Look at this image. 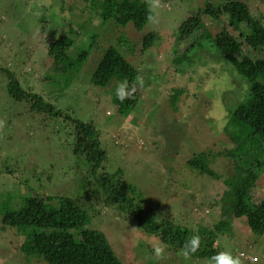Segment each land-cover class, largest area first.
I'll list each match as a JSON object with an SVG mask.
<instances>
[{
    "label": "rangeland",
    "instance_id": "1",
    "mask_svg": "<svg viewBox=\"0 0 264 264\" xmlns=\"http://www.w3.org/2000/svg\"><path fill=\"white\" fill-rule=\"evenodd\" d=\"M107 1L0 0V130L8 124L7 133L17 137L0 154V199L5 200L13 187L22 196H67L90 205L79 183L85 176L84 157L74 159L72 126L63 118L32 115L27 105L9 99L2 91L8 83L2 70H7L24 90L53 98L56 109L97 131L103 166L135 190L130 196L136 203L156 208L153 212L159 219L185 226L190 237L212 241L220 253L230 252L240 264H264V234H254L247 224L264 200V168L245 205L235 213L223 211L228 190L222 182L233 173V162L220 153L233 146L225 131L229 112L247 99L249 86L220 53L223 38L216 43V37L226 33L241 44L242 55L264 58L262 50L252 51L241 38L247 27L232 24L229 16L247 10L264 26V0H158L156 21L142 30L131 23L119 27L114 19L104 22L101 7ZM208 6L220 10L216 19L202 14ZM194 15H199L202 30L187 39L180 37L182 22ZM204 31L209 39H201ZM54 33L75 38V48L65 53L66 58L79 55L83 51L78 46L96 37L85 64L69 83L49 74L53 61L47 49ZM146 36L150 47L142 51ZM109 47L119 49L139 75L131 87L136 103L122 115L113 103L117 84L102 88L90 81ZM59 79L64 92L56 89ZM200 156L209 158L221 180L187 164ZM99 211L89 228L104 235L122 264H209L203 258L185 259L167 245L165 257L157 262L151 256L153 246L161 244L155 237L138 230L113 208L102 206ZM208 231L215 235L207 236ZM26 239L5 227L0 217V264H42L35 258L27 261L21 252L23 244L30 247Z\"/></svg>",
    "mask_w": 264,
    "mask_h": 264
},
{
    "label": "trees",
    "instance_id": "2",
    "mask_svg": "<svg viewBox=\"0 0 264 264\" xmlns=\"http://www.w3.org/2000/svg\"><path fill=\"white\" fill-rule=\"evenodd\" d=\"M102 5V20L108 22L114 19L115 23L123 28L131 23L135 30H142L149 22L148 16L153 14L149 5L143 0H108ZM201 12L215 19L221 13L211 6L202 8ZM229 14L234 19L232 24H244L247 27L248 33L241 34L245 44L252 51L264 52V26L260 20L251 16L247 10L229 12ZM199 20V15L188 17L179 27L178 35L187 39L193 33L202 30ZM55 34H53V42L47 49V55L53 61L51 65L53 68L49 70V74H55L69 83L72 76L78 74L85 64L96 37L90 38V44L85 41L83 45L78 46L83 51L79 55L66 58L65 53L75 48V38H71L67 33ZM209 37L206 31L201 34V39H209ZM221 37L223 46L220 47V53L249 86L247 99L236 104L229 112L231 116L225 131L233 146L230 150L220 153L223 154V158L233 162V173L231 175L229 173L222 182L228 190L223 198L228 205L223 211L235 213L247 202L249 192L264 168V58H258L256 55L249 58L242 55L241 44L226 33H220L216 37V43H221ZM148 39L146 36L143 40L142 51L150 47ZM122 43L126 45L127 41L123 38ZM130 50H134V47ZM2 71L8 78L3 93L14 102L27 105V111L32 115L44 114L53 120L63 118L72 126L76 135L74 159L79 160L80 157H84L81 164L85 169V176L79 179V183L84 194L87 195L89 206L67 196L40 197L31 194L22 196L21 191L13 187L5 200L0 199L1 223L27 237L25 243L30 247L27 248L23 244L20 248L27 261L35 258L42 264H122L104 235L89 228L93 220L100 216L99 208L102 206L115 209L119 215L132 221L138 230L155 237L161 244L180 251L186 240L190 238V230L171 221L159 219L153 212L156 208H147V204L140 205L135 202L130 196L135 194V190L127 186L117 174L106 171L103 166L104 151L101 149L97 131L90 124L75 120L63 114L60 109H56L52 104L53 98L48 99L32 90H24L13 74L7 70ZM138 77L137 69L127 61L125 55L119 49L109 47L103 53L90 81L94 86L104 88L111 82H115L118 86L119 83L127 80L131 89ZM46 79L48 80V76ZM60 79L56 81V89L64 92L65 88L61 83L63 81ZM51 81L54 82L53 79ZM113 103L122 115L134 107L136 100L135 96H131L121 102L114 95ZM8 128L7 124L6 128L0 130V154L7 146L14 145L17 140V137L7 133ZM247 148L251 151L247 152ZM215 157L213 156L212 159L215 160ZM187 164L213 180H221V176L209 166V158L208 161L203 158L190 159ZM87 175L90 179L86 178ZM6 183L5 185L9 187ZM157 205L159 206L160 203ZM247 224L254 234H264V200L251 212ZM206 235L213 237L215 234L208 231ZM218 253L220 250L212 241L203 240L191 257L207 259L209 262L210 258Z\"/></svg>",
    "mask_w": 264,
    "mask_h": 264
},
{
    "label": "clouds",
    "instance_id": "3",
    "mask_svg": "<svg viewBox=\"0 0 264 264\" xmlns=\"http://www.w3.org/2000/svg\"><path fill=\"white\" fill-rule=\"evenodd\" d=\"M150 10L153 14L148 16V20L150 22H155L156 17L158 16V12L156 11L159 8L158 0H150L149 4ZM134 89H129V85L127 80L119 83L115 90L116 98L123 102L125 99L131 97V93ZM200 246V237L198 235H193L189 239L186 240L183 247L180 250V255L189 259L192 254H194ZM166 245L157 244L154 245L151 251V256L159 262L165 257ZM209 264H240V260L238 257H233L230 252H221L217 255L210 258Z\"/></svg>",
    "mask_w": 264,
    "mask_h": 264
}]
</instances>
